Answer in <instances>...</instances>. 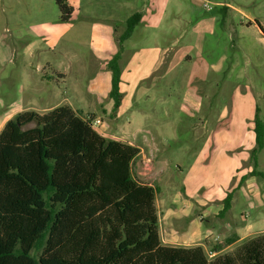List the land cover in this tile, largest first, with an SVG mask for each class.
<instances>
[{
	"label": "rangeland",
	"instance_id": "1",
	"mask_svg": "<svg viewBox=\"0 0 264 264\" xmlns=\"http://www.w3.org/2000/svg\"><path fill=\"white\" fill-rule=\"evenodd\" d=\"M118 1L126 7L107 13V6L117 0H71L75 12L70 22L62 23L55 0H0V132L19 113L44 114L72 101L83 119L93 115L102 120L96 130L101 136L143 151L133 170L141 181L159 187L156 207L165 245L202 243L210 259L236 254L244 242L264 235V179L250 176L252 161L243 162L245 183L243 173H238L228 190L209 195L207 201L203 197L209 184H203L187 202L186 182L193 165L203 168L209 162L214 133L224 128L231 110L252 104L264 121V35L254 21L264 27V0H158L163 16L157 24L160 31L153 32L168 34L166 45L181 38L177 56L182 63L164 79L161 73L152 87L153 77L140 81L137 90L134 81L125 79L122 107L115 114L113 108L107 113L102 107L112 101L110 84L102 80L111 74L107 60L113 55L107 47L99 52L97 45L104 39L107 14L116 16L112 28L121 35L127 26L121 19L133 15L137 1L141 7L145 0L133 2L130 9L126 0ZM243 12L253 19L251 26L243 27L249 21ZM201 22L213 26V32L197 31ZM143 29L144 24L136 27L126 49L140 50L145 44ZM53 37L55 44L47 41ZM32 45L35 53L28 51ZM129 58L121 62L122 70L128 71ZM84 100L102 106L91 103L87 108L79 103ZM20 105L26 108L16 110ZM258 170L264 173V149L258 155ZM230 192L232 208L220 215ZM204 215L203 228L211 233L196 243L181 239L179 233Z\"/></svg>",
	"mask_w": 264,
	"mask_h": 264
},
{
	"label": "trees",
	"instance_id": "2",
	"mask_svg": "<svg viewBox=\"0 0 264 264\" xmlns=\"http://www.w3.org/2000/svg\"><path fill=\"white\" fill-rule=\"evenodd\" d=\"M60 21H71L69 0H55ZM135 13L117 37L108 62L113 112L121 107L124 42L140 23ZM262 29V28H261ZM264 32V29H262ZM68 105L44 114L26 111L0 132V264H264V235L236 254L210 259L205 248L168 246L159 232V187L141 181L133 165L141 149L101 136ZM35 124L34 127L27 126ZM250 176L264 179L258 155L264 121L256 108ZM248 178L242 177V182ZM233 193L220 215L232 208ZM219 247L214 248L219 253Z\"/></svg>",
	"mask_w": 264,
	"mask_h": 264
},
{
	"label": "crops",
	"instance_id": "3",
	"mask_svg": "<svg viewBox=\"0 0 264 264\" xmlns=\"http://www.w3.org/2000/svg\"><path fill=\"white\" fill-rule=\"evenodd\" d=\"M135 1L137 0H134V1L132 0V2L131 0H126L127 4L129 5V9L132 8V4ZM138 2L139 1H137L133 11L137 10L135 11V13H140L142 15L141 21L138 25L144 24L143 31L142 30L140 31L141 32L140 37L141 38L143 37L145 39L144 40L145 44L144 45L142 44L143 46L140 48V50L135 51V52H134V49L136 47L134 46H131L132 50H130V48L129 50L128 48L126 49L125 43L126 41L132 38L133 33L135 32L136 28L134 32L132 33V35L124 42L123 44L124 51H123L122 59L120 62L124 61L126 56L130 57L129 58L130 62H129L128 71L122 70L121 89H122V85L124 84L123 82L125 79L134 81V90H137V87L140 81L144 79H149L150 77H153V81L151 84V87H152L154 81L161 75V73H162L161 77L162 79H164L165 77H168L170 74L179 70V66L182 63V57L177 56L178 50L180 49V48L177 49V47L179 45L181 38L179 39L178 37H176L175 40H172L170 44L166 45L165 43H166V40L168 39V34L166 33L158 34L156 32H153V30L157 32L160 31L159 25H157L163 16L161 7L160 5H158L160 1L145 0L141 7L137 6ZM69 3L73 6L74 12H75L74 4L71 2V0H69ZM125 7L126 6H122L121 2L117 0L116 3L109 4V6H107V8L109 9L107 13H110V12L112 13V12L117 11L120 8H125ZM131 16H127L125 19H121L120 23L126 24L127 20ZM243 16L245 17V19L249 20L247 23H243V27L251 26L253 19L244 12H243ZM115 17L116 16L107 14L106 19L108 21V25L103 26V29H102L104 39L103 41H101V44L97 45V47H99V52L103 50L104 47H107V49H110L111 51L109 55H113V56L119 50V44L117 42V37L120 36L119 29L115 31L112 28V23H113L112 21L116 22ZM226 17L228 16L226 15ZM226 17H225V20H228ZM254 21L257 24V26L260 28V31L262 32V34L264 35V32L262 31L264 27L262 28V26L259 23H257L256 19ZM201 29H206L208 31L213 32V26H210V27L208 25L204 26V22L199 23L197 26V31ZM47 41L49 43L52 42L53 44H55L56 42L54 37L52 39H48ZM28 49H29L28 51L33 52V53H35L36 51L35 46L33 45L30 46V48ZM113 56L111 57V59L113 58ZM106 57H108V55ZM111 59L107 61L109 62ZM187 59H189L190 61H194V63L195 62L197 63L198 61L197 59L193 60V58H191L190 56H187ZM108 62H107V67H108ZM215 68L216 67L213 66V70H215ZM79 70L82 71L81 68ZM60 76L64 78L66 75L63 76L60 74ZM104 81L105 83L110 84V90H109V93H110L111 86H112V73L108 75V77H106L105 80L103 78L102 82L104 83ZM145 92L147 94L148 87ZM192 96H195V93H193ZM82 102L83 104L85 103L87 104V108H88V105L91 103L95 105L97 103V105L99 106L101 105L100 103H98V101H95V103L90 102L89 104L86 102V100L79 101L80 104H82ZM65 105L70 106L74 110V105L72 101L71 103L69 102V104H65ZM113 106H114V102L112 100V101H108L107 105L102 106V107L106 109L107 113H110L109 110L113 108ZM134 106L135 105L133 103L130 108H133ZM24 107L25 106L20 105L15 108L16 110L22 111ZM121 107L119 108V110L121 109ZM47 111H50V110H47ZM255 111H256V108L252 104L240 105L238 107H235L233 110H231L227 123H225V125L223 126L224 128L221 127L222 130L220 129L219 131H216L214 133V136H215L213 139L214 150H213V154H211V157H209V162L207 163V165L203 168L198 167V166L196 167V165L195 166L193 165L191 167L190 173L192 176H190L188 181L186 180L187 181L186 182V194H187V199H188L187 202L189 201V198H193V196H195L194 194L198 192L199 190L198 188L203 184H207V185L209 184L208 185L210 189L209 193L205 197H203L204 198L203 200L207 201L209 195L212 197L217 196V194H219L220 192H223L224 190H228L232 182L233 176L237 175L238 173H243V177L247 176L246 175L247 169H243V162L250 159V151L255 147V133H254ZM135 114L136 113H132V117H134ZM146 115L142 117H144L145 119L147 118ZM142 152L143 151L141 150V153ZM202 177H206V179L203 180ZM147 183H149L150 185H153V183H150V182H147ZM247 184H248V181H247ZM230 193H233V192H230ZM233 196H234V193H233ZM174 201L179 203L180 197L176 196L174 198ZM204 216L205 217L201 216L198 221L197 220L192 221L187 230L183 231L182 234L179 233V236H181L180 238L183 240H192V242L195 241L194 243H196L202 240V238H205L206 235L210 234L211 233L210 230L208 231L203 228V221L204 219H206V215ZM182 218H184V216ZM195 245H203V247L206 248V246L202 243H197ZM187 246H194V245H187Z\"/></svg>",
	"mask_w": 264,
	"mask_h": 264
},
{
	"label": "built area",
	"instance_id": "4",
	"mask_svg": "<svg viewBox=\"0 0 264 264\" xmlns=\"http://www.w3.org/2000/svg\"><path fill=\"white\" fill-rule=\"evenodd\" d=\"M102 124V120L101 119H94L92 121V127L94 130H97L98 127H100V125Z\"/></svg>",
	"mask_w": 264,
	"mask_h": 264
}]
</instances>
